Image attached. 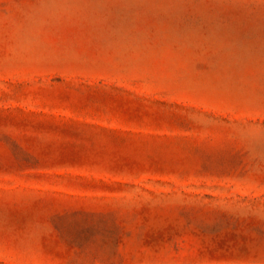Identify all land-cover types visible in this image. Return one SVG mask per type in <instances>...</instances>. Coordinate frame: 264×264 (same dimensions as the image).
<instances>
[{"label": "rangeland", "instance_id": "obj_1", "mask_svg": "<svg viewBox=\"0 0 264 264\" xmlns=\"http://www.w3.org/2000/svg\"><path fill=\"white\" fill-rule=\"evenodd\" d=\"M0 264H264V0H0Z\"/></svg>", "mask_w": 264, "mask_h": 264}]
</instances>
